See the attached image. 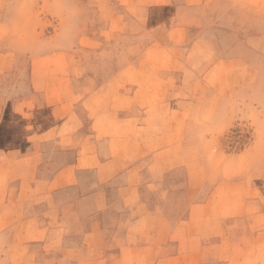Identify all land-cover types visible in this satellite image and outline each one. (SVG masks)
Returning <instances> with one entry per match:
<instances>
[{"label":"crops","instance_id":"crops-1","mask_svg":"<svg viewBox=\"0 0 264 264\" xmlns=\"http://www.w3.org/2000/svg\"><path fill=\"white\" fill-rule=\"evenodd\" d=\"M76 1L95 11L73 41L31 49L0 0L7 264H264V32L208 0Z\"/></svg>","mask_w":264,"mask_h":264},{"label":"rangeland","instance_id":"rangeland-1","mask_svg":"<svg viewBox=\"0 0 264 264\" xmlns=\"http://www.w3.org/2000/svg\"><path fill=\"white\" fill-rule=\"evenodd\" d=\"M207 4L206 10L211 14L213 23L220 24L223 29H239L241 36L264 32V0H208ZM85 6L88 14L93 15L95 10L92 5L81 4L76 0H9L6 21L12 23V17L18 13L27 16V19L31 18L26 29L29 34V36L26 35L27 46L31 49L32 46L35 47L39 44L48 47L56 42L60 46H68L74 39L72 38L71 41L70 29H80V25L85 27V22L76 19L83 18ZM76 11L79 16L76 15ZM71 18H73L72 21ZM52 30L59 33L56 38L50 37L48 34ZM39 40H43L44 43ZM13 42L15 48H23L20 38L19 41L13 39ZM17 59L27 62L29 55L20 54ZM250 140V126L245 120H239L237 125L225 134L223 149L227 152L238 153L250 143ZM0 258H2L0 264H7L4 259V246L1 245ZM225 263V261L214 262V264ZM249 264H263V262L254 260Z\"/></svg>","mask_w":264,"mask_h":264}]
</instances>
